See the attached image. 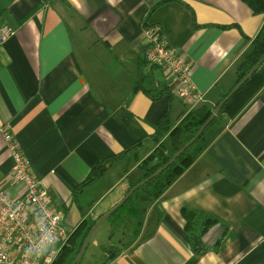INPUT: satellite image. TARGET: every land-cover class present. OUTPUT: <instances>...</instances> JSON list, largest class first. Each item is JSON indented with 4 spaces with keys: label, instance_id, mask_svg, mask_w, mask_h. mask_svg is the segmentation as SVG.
I'll return each mask as SVG.
<instances>
[{
    "label": "crops",
    "instance_id": "1",
    "mask_svg": "<svg viewBox=\"0 0 264 264\" xmlns=\"http://www.w3.org/2000/svg\"><path fill=\"white\" fill-rule=\"evenodd\" d=\"M144 20L185 55L203 97L195 108L213 110L234 87L264 13L242 0H0V26L14 28L0 46V126L70 230L138 183L163 115L175 126L190 111L174 78L145 63ZM202 145L160 196H139V218L124 215L118 225L131 235L103 264H264V85L236 114L221 113ZM126 148L73 194L96 163ZM12 164L0 131V182ZM184 209L215 219L202 252L191 248Z\"/></svg>",
    "mask_w": 264,
    "mask_h": 264
},
{
    "label": "trees",
    "instance_id": "2",
    "mask_svg": "<svg viewBox=\"0 0 264 264\" xmlns=\"http://www.w3.org/2000/svg\"><path fill=\"white\" fill-rule=\"evenodd\" d=\"M254 13H264V0H242ZM148 25L144 20L143 28ZM264 54V22L258 31L256 37L253 39L250 48L244 54L242 60L237 67V79L235 84L242 79V77L259 61ZM147 64V62H145ZM145 78V74L141 73L136 81L139 85ZM264 85V59L253 72V74L237 89L232 96L224 102L219 114L213 119V121L205 128L202 134L167 168H165L156 177L146 182L135 190L128 200L116 210L109 218L112 227H118L121 223L124 215L129 214L136 219L139 218L143 210L136 208L137 200L141 195H147L150 198L156 199L168 187L177 176H179L197 157L198 153L203 148L202 141L207 129L216 121L217 117L221 113L226 112L231 116L236 114L243 105ZM141 86V85H140ZM152 90L145 89V92L153 99L158 98L161 93L153 95ZM229 92L225 93V97ZM212 112V107L207 105H200L189 112H187L183 118L175 126L171 124L168 114L163 115L157 124L155 125L152 138L157 143L153 152H151L145 159L139 163V168L143 170L141 180L150 176L157 169L162 167L168 160L182 147L184 146L198 131L204 121L209 117ZM168 137V143L164 142L162 138ZM139 143V142H138ZM136 143L133 147L137 146ZM132 148H126L120 153L107 157L94 165L90 170L86 178L80 182L74 189L73 194L79 193L85 187L93 184L96 180L114 163V161L122 156L124 153L129 152ZM138 181V182H139ZM137 183V182H136ZM135 183V184H136ZM129 186L125 192L117 199L112 205L102 211L96 216L95 219H89L83 217L80 223L73 229L69 236L67 243L61 248L58 255L54 259L52 264H66L71 258L68 264H71L72 260L77 256L82 246V243L90 230L94 222L113 207L118 201H120L131 187ZM182 215L185 219V229L191 248L195 252H202L206 250V246L203 244L202 237L208 228L215 222V219L211 216L192 212L184 209ZM85 216V214H83ZM105 261L107 262L118 253V248L114 246H104Z\"/></svg>",
    "mask_w": 264,
    "mask_h": 264
},
{
    "label": "built area",
    "instance_id": "3",
    "mask_svg": "<svg viewBox=\"0 0 264 264\" xmlns=\"http://www.w3.org/2000/svg\"><path fill=\"white\" fill-rule=\"evenodd\" d=\"M143 32L146 62L174 78L175 95L192 110L203 97L191 80L185 55L167 45L157 25L148 24ZM13 34V27L1 25L0 46ZM0 131L13 161L8 178L0 182V264H52L73 230L52 204L46 187L33 176L28 158L8 127L1 125ZM49 230L57 237L56 245L43 255H34L46 243ZM29 248L32 255L27 254Z\"/></svg>",
    "mask_w": 264,
    "mask_h": 264
},
{
    "label": "water",
    "instance_id": "4",
    "mask_svg": "<svg viewBox=\"0 0 264 264\" xmlns=\"http://www.w3.org/2000/svg\"><path fill=\"white\" fill-rule=\"evenodd\" d=\"M264 59V54L261 56L259 61L240 79L234 87L229 91V93L221 99V101L218 103V105L212 110L209 117L204 121V123L201 125V127L198 129V131L195 133V135L184 145L182 146L169 160L167 163H165L162 167L157 169L154 173H152L150 176L146 177L145 179L139 181L136 183L133 187L129 189V191L125 194V196L118 201L113 207H111L108 211H106L103 215H101L91 226L90 230L88 231L87 235L85 236V239L82 243V246L80 248L79 253L75 257V259L72 261L71 264H76L84 254V251L86 250L92 236L96 232V230L116 211L118 210L132 195V193L137 190L140 186L145 184L146 182L150 181L152 178L156 177L159 173H161L165 168H167L169 165H171L205 130V128L213 121V119L219 114L222 105L226 100H228L233 93L237 91V89L253 74V72L258 68L260 63Z\"/></svg>",
    "mask_w": 264,
    "mask_h": 264
},
{
    "label": "rangeland",
    "instance_id": "5",
    "mask_svg": "<svg viewBox=\"0 0 264 264\" xmlns=\"http://www.w3.org/2000/svg\"><path fill=\"white\" fill-rule=\"evenodd\" d=\"M168 143V141H166ZM142 196V195H141ZM128 214L125 215V217ZM111 221L106 220L92 236L82 258L76 264H103L105 261L104 246H117L119 240H128L127 238L131 235L129 233L131 229L124 228H112L113 235L109 236L111 230ZM75 259V258H74ZM73 259V260H74ZM71 258L66 264L70 262ZM72 260V261H73ZM72 263V262H71Z\"/></svg>",
    "mask_w": 264,
    "mask_h": 264
},
{
    "label": "clouds",
    "instance_id": "6",
    "mask_svg": "<svg viewBox=\"0 0 264 264\" xmlns=\"http://www.w3.org/2000/svg\"><path fill=\"white\" fill-rule=\"evenodd\" d=\"M44 240L46 241V243L38 252L34 253V255H37V256L43 255L45 252H47L49 250L50 247H54L57 243V237L55 236V234L51 230H49L46 233ZM27 254H29V255L33 254L31 248L28 249Z\"/></svg>",
    "mask_w": 264,
    "mask_h": 264
},
{
    "label": "bare ground",
    "instance_id": "7",
    "mask_svg": "<svg viewBox=\"0 0 264 264\" xmlns=\"http://www.w3.org/2000/svg\"><path fill=\"white\" fill-rule=\"evenodd\" d=\"M8 24V23H7ZM9 25V24H8Z\"/></svg>",
    "mask_w": 264,
    "mask_h": 264
}]
</instances>
